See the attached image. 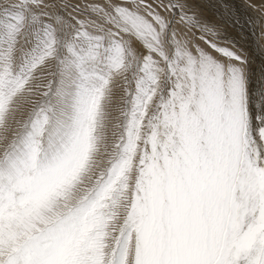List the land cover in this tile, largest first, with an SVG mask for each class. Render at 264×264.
Masks as SVG:
<instances>
[{"label": "snow or ice", "instance_id": "1", "mask_svg": "<svg viewBox=\"0 0 264 264\" xmlns=\"http://www.w3.org/2000/svg\"><path fill=\"white\" fill-rule=\"evenodd\" d=\"M201 2L23 0L31 26L3 9L0 264H264V117L248 54ZM249 6L264 21V0ZM117 77L113 152L81 192Z\"/></svg>", "mask_w": 264, "mask_h": 264}, {"label": "rangeland", "instance_id": "2", "mask_svg": "<svg viewBox=\"0 0 264 264\" xmlns=\"http://www.w3.org/2000/svg\"><path fill=\"white\" fill-rule=\"evenodd\" d=\"M77 2H79V3L81 2L80 4L83 5L82 1H80V0H76L75 3H77ZM229 2L230 1H227V4L232 6V7H229V9H228V11L230 10V12H229L230 14L229 15L228 14L227 15L226 14L220 15L215 10H212L211 8H209V6L207 4H205V3H203V2L199 3V6L202 9L205 10V14H206V16H207L208 19L213 20L218 26H220L222 28L221 39H232L230 37V32L229 31L230 30H234V29H236V30L237 29H240L241 30V28H242V29H245V30L252 31V32L256 33L257 35L259 34V39H260V41H261V43L263 45V49H264V37H262L260 35L261 32H262V30H264V21H262V20H260V18H258V17H260V13L256 9H254V8H252V7L249 6V4H253V3H257L258 4L260 2V0H238V1L231 0V2L230 3ZM239 4H241V7L239 6ZM228 11H226V13ZM242 14H244V15H242ZM232 19H233V22H234L235 25L232 24V21H230ZM9 22L15 23L16 21L14 22L13 19H10ZM30 22H31V20H28L27 23L25 22V25L31 26V23ZM233 42L236 44L237 47L242 48L248 54V57H249V65H248V68H249V72L250 73H249L248 79H249V81H251L250 84H252L251 86L253 87L254 91L252 92L253 93V96H252L250 94L252 87L249 85L248 103H249V106H251L250 107V111H251L252 116H253L254 126L259 127V125H260L261 122L258 119L256 120V118L257 117H261V116L264 117V109H263L264 108V102H263L264 101V58L261 57V56H259V55H258V57L257 56H254V55H251L249 53L251 51H248L247 48H246V46L244 44L237 43L236 40H233ZM22 44H23V41H22ZM17 54L20 55L19 52ZM19 55H18V59H19ZM23 95H26V92ZM252 98H256L255 99V104L253 103V105H252ZM262 102H263V104H262ZM123 105H124V100H123V102H122V104L120 106V109L118 111H121L122 110L121 108H123ZM111 110H112V112H114L113 109H111ZM120 114H121V112H120ZM13 116L14 115L10 111L9 112L8 123H9V125L12 128H16V127H18V125L22 121L20 123H17V120H14ZM114 116H115V118H114ZM112 117H113V118H111L112 119V122H114V124L116 123L115 124V131H116V130H118L117 127H116V125L119 123V121L122 118H119L118 113H116V115H112ZM17 118H18V116H17ZM25 119H27V116H25ZM113 119H115V120H113ZM118 119H119V121H118ZM15 121H16V125H15ZM107 131L108 130H105V132L107 134L104 132L103 135H102V133H101L102 139L100 141L102 143V146L99 145L98 151L96 152L95 157H94V163H93L91 169L86 173V175H85V177H84V179L82 181L81 188H80V191L81 192L83 190H85L88 187V185H90L91 183H93L95 181L96 176L99 174V172L101 170H103L104 168L107 167L108 161H109V159L111 157V154H112V151H113V149H111V148H113V145H114V143H113L111 145L112 147L109 146L108 149H107L106 144H104V143H106L108 141L107 139L105 140L106 136H108L110 138V135H108V132ZM115 134H116V132H115ZM115 134H114V137H115ZM103 140H104V142H102ZM5 143H7V140L5 139V134L2 133V132H0V147H2ZM99 144H100V142H99ZM103 149H104V152L105 151H109V150L111 152V153L109 152L110 154H108L107 157L104 156L105 157L104 159L101 157V155H100V157H98L99 154L103 153ZM98 160H99V162H98ZM100 165H101V168H100ZM88 173H89V175H88ZM119 227H120L119 221L118 220L113 221L112 226H111V229L109 231V234H108V236L106 238V244H107V246L109 248L112 246V244L114 242V237L119 232Z\"/></svg>", "mask_w": 264, "mask_h": 264}, {"label": "bare ground", "instance_id": "3", "mask_svg": "<svg viewBox=\"0 0 264 264\" xmlns=\"http://www.w3.org/2000/svg\"><path fill=\"white\" fill-rule=\"evenodd\" d=\"M82 1L83 5L90 2V0H80ZM227 1L231 0H203V3L207 4L209 6V8H211L212 10H215L217 13H219L220 15L223 14H230V10L228 11L229 7H232L231 5L227 4ZM238 1V0H236ZM62 2V0H61ZM73 3L76 2V0H72ZM229 2V3H230ZM243 2V1H242ZM81 3V2H80ZM82 5V4H81ZM239 6L241 7V4H239ZM4 8H8L9 12L15 13V12H21L23 11L25 13V16L27 17V19L25 20V22L27 23L28 20H31L30 15L27 13V10L24 8L23 6V0H0V20L4 21L5 23H8L10 21V19H13L15 22V18L12 17L10 18L9 16H7L3 9ZM243 8V7H242ZM236 9V8H235ZM252 9V8H251ZM238 10V9H237ZM248 10V9H247ZM226 11H228L226 13ZM251 12V11H250ZM238 14V13H237ZM253 14V13H252ZM244 15V14H242ZM251 16V15H250ZM253 16V15H252ZM257 16V15H256ZM232 17V16H231ZM238 17V16H237ZM242 17V16H241ZM254 17V16H253ZM233 18V17H232ZM236 18V17H235ZM246 18V17H245ZM259 18V17H258ZM257 18V19H258ZM247 19V18H246ZM227 20V19H226ZM238 20V19H237ZM243 20V19H242ZM232 21V24H234L233 19L230 20ZM240 21V20H239ZM258 21V20H257ZM244 22V21H243ZM256 22V21H255ZM31 23V22H30ZM226 23V22H225ZM258 23V22H257ZM251 24V23H250ZM249 24V25H250ZM235 25V24H234ZM248 25V26H249ZM28 26V25H26ZM245 26V25H244ZM247 26V25H246ZM241 28V27H240ZM230 37L233 40H236L237 43H241L244 44L247 48L248 51L251 55L254 56H261L264 58V49H263V45L259 39V34L257 35L256 33L249 31V30H245V29H234V30H230ZM261 35V34H260ZM23 41V40H22ZM263 41V40H262ZM235 42V41H234ZM137 48L139 51L143 52L144 50L137 45ZM19 54H17L18 57ZM253 56V57H254ZM250 73V72H249ZM249 77V76H248ZM40 83V81L37 80H33L32 81V91H26V95H22L21 97H19L16 101L15 104L12 105V107L10 108V111L12 112V114L14 115L13 118L14 120H17V123H20L21 121H23L25 119V116H28L30 109L32 107V104L34 101H36L38 99V92L39 89L36 87L38 84ZM251 81H249V85L251 86L252 84H250ZM252 87V86H251ZM167 88L168 85H165V92H167ZM254 89L253 87L251 88V95L253 96V92ZM263 93V92H262ZM159 97H156V99H154L151 103L154 106L155 103L158 101ZM254 99V100H253ZM255 99L256 98H252V105L253 103L255 104ZM124 100V91L122 88V78L121 77H117L115 80V83L113 85L112 91L110 93V96L107 100V104H106V117H105V126L102 129L103 133L105 132V130H108V135H110V138L108 136H106L105 140L107 139L108 141L104 144H106L107 149L109 146H111L114 143V134L115 132L117 133L118 130L115 131V124L114 122H112V115H116V113H118L119 118H121V111H118L120 109V106L122 104ZM258 101V100H257ZM263 101V100H262ZM264 102V101H263ZM262 102V104H263ZM124 106V105H123ZM251 106H249L250 108ZM257 108V107H256ZM114 110V112H112V110ZM122 109V108H121ZM264 109V108H263ZM151 110V108H150ZM258 110V109H257ZM253 112V111H252ZM260 113V112H259ZM262 113V112H261ZM262 115V114H261ZM18 116V118H17ZM256 117V116H255ZM262 117V116H261ZM115 118V116H114ZM115 120V119H113ZM257 120V119H256ZM117 121V120H116ZM119 121V119H118ZM261 122V121H260ZM15 125H16V121H15ZM260 126V125H259ZM107 128V129H106ZM106 133V132H105ZM107 134V133H106ZM113 139V140H112ZM104 142V140L102 141ZM100 146H102V143L100 141ZM105 146V145H104ZM112 147V146H111ZM110 147V148H111ZM100 149V148H99ZM113 149V148H111ZM101 151V150H100ZM109 151H105L103 149V153L99 154L98 157H101L104 159L105 157H107L109 153ZM113 152V151H112ZM105 156V157H104ZM109 158V157H108ZM100 159V158H99ZM104 161V160H103ZM99 162V160H98ZM102 163V162H101ZM102 165V164H101ZM100 165V168H101ZM89 175V173H88ZM88 177V176H87Z\"/></svg>", "mask_w": 264, "mask_h": 264}]
</instances>
